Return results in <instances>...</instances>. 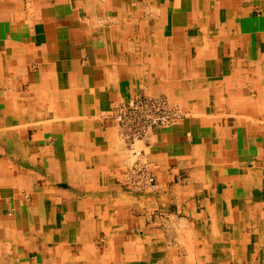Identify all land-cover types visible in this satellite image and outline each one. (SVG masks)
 <instances>
[{
    "label": "crops",
    "instance_id": "obj_1",
    "mask_svg": "<svg viewBox=\"0 0 264 264\" xmlns=\"http://www.w3.org/2000/svg\"><path fill=\"white\" fill-rule=\"evenodd\" d=\"M137 95L183 115L135 145L152 184L113 119ZM254 204L264 0H0V264H183L163 232L182 212L229 261Z\"/></svg>",
    "mask_w": 264,
    "mask_h": 264
},
{
    "label": "rangeland",
    "instance_id": "obj_2",
    "mask_svg": "<svg viewBox=\"0 0 264 264\" xmlns=\"http://www.w3.org/2000/svg\"><path fill=\"white\" fill-rule=\"evenodd\" d=\"M154 179H155V177H154ZM154 182H155V180H154ZM255 187H257V184H256V186L253 185L252 188L255 190L256 189ZM247 193L251 198H252L251 195H254V191L250 188H248ZM255 208H256V206L253 207L254 211L250 213V216H252V217L254 216V218H256L257 216L259 218L263 217L262 209L260 208V211L257 212ZM257 210H258V208H257ZM195 214L196 213H194V215ZM176 215H177V213H176ZM192 215H193V213H192ZM189 216H187L186 213L182 212L178 215V219H170L167 223H165L166 225L163 227L165 238L168 241L166 246L174 247V248L175 247L180 248L179 249L180 253L178 252V254L181 257L183 264H264V243H263L264 242V232L262 233V231H264V227L252 228V229H251V227H248L246 229L244 228L243 231L240 230L239 227H234V229H233L234 235H232L233 242H232L231 248H230L231 252L226 255L228 257L229 261H225L224 257L222 255H220L218 251L216 253L214 252V250H213L214 245H211V254L207 253V249H206V247H208L207 244L198 245L196 248L194 241H192L189 245V242H187L186 239H189V238H191V239L195 238L196 239V237H197V239L202 240L205 243L208 240L207 236H210V234L207 233V229L205 227H202V225H200V222H198V225H199L198 228L193 225V221H196V219L194 218L196 216H194L191 219L192 225L191 224L189 225L188 224V223H190L189 222V219H190ZM180 218H181L182 222H180L181 221ZM239 230L243 234L240 233ZM191 231H193V232H191ZM216 231H218V230H216ZM186 232H188V233H186ZM190 232H191V234H190ZM177 233H179V234L177 235ZM182 233H183V235H181ZM257 233H262V235L257 236L256 235ZM105 235L106 234L104 231L99 233V236L101 239H104ZM242 235H243V237L241 238ZM183 238H184V241H183ZM217 239H219V237H217ZM181 240H182V242H179ZM183 242H185V243H183ZM187 243H188V246H187ZM181 247L182 248L184 247V248L182 249ZM213 254L216 255L215 261L212 260V258H214V257H211ZM191 256H193V257H191ZM220 256L223 257L221 259V261L219 259ZM177 259L178 258H175V260L169 258L167 260V264H170V263L178 264Z\"/></svg>",
    "mask_w": 264,
    "mask_h": 264
},
{
    "label": "built area",
    "instance_id": "obj_3",
    "mask_svg": "<svg viewBox=\"0 0 264 264\" xmlns=\"http://www.w3.org/2000/svg\"><path fill=\"white\" fill-rule=\"evenodd\" d=\"M113 119L120 127V135L128 147L134 152L136 160L134 169L139 177L146 178L149 183L154 182V175L148 171L141 158V151L137 152V141L146 138L154 128H169L181 121V110L164 97H147L137 95L126 103L115 108Z\"/></svg>",
    "mask_w": 264,
    "mask_h": 264
},
{
    "label": "bare ground",
    "instance_id": "obj_4",
    "mask_svg": "<svg viewBox=\"0 0 264 264\" xmlns=\"http://www.w3.org/2000/svg\"><path fill=\"white\" fill-rule=\"evenodd\" d=\"M25 37V36H24ZM164 96V95H163ZM183 109V108H182ZM77 118V117H76ZM123 141V140H122ZM140 141V140H139ZM138 142V141H137ZM143 142V141H142ZM138 145H142V144H138ZM143 146V145H142ZM141 146V147H142ZM138 147V146H137ZM135 148H136V146H135ZM137 149V148H136ZM144 149H146V148H144ZM137 152H140L139 150H136ZM131 153V152H130ZM132 155H134V154H132ZM144 155V154H143ZM132 157H134L133 158V161H131L130 163H132L131 165H130V169H134V161L136 160V157L135 156H132ZM132 157H130V158H132ZM142 158V157H141ZM145 158V157H144ZM147 159V158H146ZM145 159V160H146ZM143 163H145L146 164V166H147V168H148V171L151 173V171H150V169H149V166H148V164L145 162V160L142 158V159H140ZM253 165V164H252ZM259 166V165H258ZM210 168V167H209ZM258 168V167H257ZM263 170V169H262ZM132 172V171H131ZM132 173H134V171L132 172ZM135 174H137V173H135ZM152 174V173H151ZM131 176V175H130ZM135 176V175H134ZM133 178V177H132ZM138 178L139 179H142V180H140L142 183H143V181H146V178H144V177H139L138 176ZM214 182V181H213ZM134 183V182H133ZM132 183V184H133ZM147 183H149V182H147ZM212 184V183H211ZM210 184V185H211ZM150 185V184H149ZM224 185V184H223ZM133 187V186H132ZM145 187V186H144ZM149 187V186H148ZM153 187H155V186H153ZM152 188V187H151ZM212 188V187H211ZM256 188V187H255ZM253 191H254V189H252ZM217 192V191H216ZM255 192V191H254ZM262 193V192H261ZM192 195V194H191ZM131 200V199H130ZM143 200V199H142ZM189 200V199H188ZM220 201V200H219ZM234 201H236V200H234ZM137 202V201H136ZM237 202V201H236ZM203 203V202H202ZM233 203V202H232ZM222 204V203H221ZM178 205V204H177ZM179 206V205H178ZM203 206V205H202ZM254 206H256L255 204H254ZM253 206V207H254ZM190 207H192V206H190ZM199 207V206H198ZM261 208V207H260ZM191 209V208H190ZM197 209V208H196ZM256 210H257V207L255 208ZM262 209V213H263V217H264V208H261ZM178 212V211H177ZM193 212V211H192ZM198 212H200V211H198ZM204 213V212H203ZM206 213V212H205ZM196 215V214H195ZM175 216V215H174ZM196 216H198V215H196ZM219 216V215H218ZM31 217V216H30ZM148 217V216H147ZM207 217V216H206ZM122 218V217H121ZM176 218V217H175ZM191 218V217H190ZM211 218V217H210ZM133 219H135V218H133ZM174 219V218H173ZM184 219V218H183ZM196 219V218H195ZM194 219V220H195ZM219 219V218H218ZM121 220V219H120ZM162 220V219H161ZM165 220V219H164ZM180 220H181V218H180ZM186 221V220H185ZM210 221V220H209ZM121 222V221H120ZM159 222V221H158ZM177 222V221H176ZM180 222H182V220L180 221ZM194 222V221H193ZM195 222H197V221H195ZM200 222V221H199ZM105 223V222H104ZM167 223V222H166ZM184 223V222H183ZM198 223V222H197ZM174 224V223H173ZM182 224V223H181ZM189 225H190V223H188ZM223 224V223H222ZM230 224V223H229ZM82 225V224H81ZM175 225V224H174ZM195 225V224H194ZM207 225V224H206ZM113 226V225H112ZM122 226V225H121ZM159 226V225H158ZM199 226V225H198ZM162 227V226H161ZM121 228V227H120ZM178 228V227H177ZM182 228V227H181ZM198 228V227H197ZM200 228V227H199ZM84 229V228H83ZM102 229H104L105 230V232L107 233V238H109L110 237V230H109V228H106V227H102ZM179 229V228H178ZM186 230V229H185ZM140 231V230H139ZM210 231V230H209ZM164 232V231H163ZM191 232H193V231H191ZM191 232H190V234H191ZM186 233H188V232H186ZM140 234V233H139ZM142 234V233H141ZM148 234V233H147ZM179 233H177V235H178ZM113 235H114V233H113ZM181 235H183V233L181 234ZM187 235V234H186ZM189 235V234H188ZM79 236V235H78ZM195 236V235H194ZM178 237V236H177ZM193 237V236H192ZM243 237V236H242ZM241 237V238H242ZM204 238V237H203ZM186 239V238H185ZM187 240V239H186ZM164 241H165V239H164ZM182 241V240H181ZM183 241H184V238H183ZM190 241V240H189ZM188 241V242H189ZM179 243V242H178ZM183 243H185V242H183ZM181 244V243H180ZM159 245V244H158ZM164 245V244H163ZM189 245H190V243H189ZM231 245V244H230ZM240 245V244H239ZM94 246V245H93ZM187 246H188V243H187ZM190 247V246H189ZM193 247V246H192ZM222 247V246H221ZM249 247V246H248ZM182 248V247H181ZM184 248V247H183ZM182 248V249H183ZM241 248V247H240ZM90 249V248H89ZM148 251V250H147ZM185 251V250H184ZM190 251V250H189ZM188 251V252H189ZM87 252V254H90L91 255V257L92 258H94V256H92V254H94L95 253V251H86ZM161 252V251H160ZM183 252V251H182ZM186 252V251H185ZM155 253V252H154ZM247 253V252H246ZM153 254V253H152ZM159 254H161V253H159ZM159 254H157V255H159ZM188 254V253H187ZM162 255V254H161ZM164 255V254H163ZM232 255V254H231ZM249 255V254H248ZM247 255V256H248ZM190 256V255H189ZM191 257H193V256H191ZM196 257V256H195ZM254 257V256H253ZM36 258V257H35ZM190 258V257H189ZM240 259V258H239ZM93 261H94V259H91V260H89V262H91L90 264H94L93 263ZM139 261V260H138ZM241 261V260H240ZM79 263V262H78ZM153 263V262H152ZM125 264V263H124ZM127 264V263H126ZM137 264V263H136ZM151 264V263H150Z\"/></svg>",
    "mask_w": 264,
    "mask_h": 264
}]
</instances>
